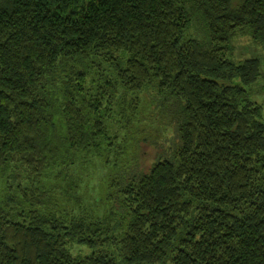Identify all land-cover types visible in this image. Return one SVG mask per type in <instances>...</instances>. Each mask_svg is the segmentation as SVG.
I'll use <instances>...</instances> for the list:
<instances>
[{
	"label": "trees",
	"instance_id": "16d2710c",
	"mask_svg": "<svg viewBox=\"0 0 264 264\" xmlns=\"http://www.w3.org/2000/svg\"><path fill=\"white\" fill-rule=\"evenodd\" d=\"M238 35L264 45V0H0V264H264Z\"/></svg>",
	"mask_w": 264,
	"mask_h": 264
},
{
	"label": "rangeland",
	"instance_id": "374dc122",
	"mask_svg": "<svg viewBox=\"0 0 264 264\" xmlns=\"http://www.w3.org/2000/svg\"><path fill=\"white\" fill-rule=\"evenodd\" d=\"M229 58L232 61L239 62L246 58H257L260 62V76L258 79L253 82L249 87L250 96L252 99L256 100L257 102L262 104V120L264 122V45H259L254 43L252 38L248 35H238L232 41V50L229 54ZM146 97V96H145ZM142 98V111L140 117L142 119H146L148 122L151 119L156 118L157 121L160 118L158 114V109L155 106H152L147 99ZM150 133H154L151 129L148 130ZM158 137H155V140L158 141ZM143 152L145 156L143 159L148 163L152 162L156 157V150L150 145L143 146ZM94 174H91L90 181L87 185H85L84 190L88 192L90 196V192H95L99 189H105L106 185L108 184V179L106 176H102L99 171L102 170L99 166L93 168ZM97 212V213H96ZM96 214H99V211L96 210ZM80 247V246H78ZM76 246V249H78ZM88 250H85V252Z\"/></svg>",
	"mask_w": 264,
	"mask_h": 264
}]
</instances>
